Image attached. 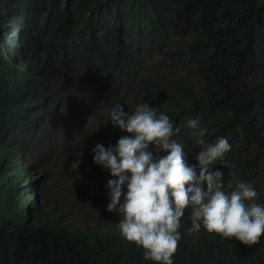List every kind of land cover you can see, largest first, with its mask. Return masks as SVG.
Segmentation results:
<instances>
[{"label":"trees","instance_id":"obj_1","mask_svg":"<svg viewBox=\"0 0 264 264\" xmlns=\"http://www.w3.org/2000/svg\"><path fill=\"white\" fill-rule=\"evenodd\" d=\"M141 103L179 128L190 166L189 119L207 143L226 137L213 165L223 190L249 183L264 204V0H0V264H158L120 235L113 177L92 151L130 135L113 106ZM85 113L103 128L74 135ZM58 139L85 147L88 172L73 161L51 176L43 154ZM190 213L174 264H264V236L247 246L189 232Z\"/></svg>","mask_w":264,"mask_h":264},{"label":"clouds","instance_id":"obj_2","mask_svg":"<svg viewBox=\"0 0 264 264\" xmlns=\"http://www.w3.org/2000/svg\"><path fill=\"white\" fill-rule=\"evenodd\" d=\"M109 120L130 135L121 136L108 148L96 144L93 160L113 177L107 181V210L121 217L117 225L120 235L142 247L145 260L174 264L181 219L188 208L189 232L203 228L247 246L260 242L264 204L257 202V191L241 181L226 193L223 173L213 169L231 149L226 137L207 143V130L198 120L189 119L187 125L200 146L194 157L197 163L190 166L183 146L173 138L179 128L149 104L141 103L131 113L116 104Z\"/></svg>","mask_w":264,"mask_h":264},{"label":"rangeland","instance_id":"obj_3","mask_svg":"<svg viewBox=\"0 0 264 264\" xmlns=\"http://www.w3.org/2000/svg\"><path fill=\"white\" fill-rule=\"evenodd\" d=\"M85 118L80 120H75L74 122H69V126L67 129L73 131L74 135H76L79 131L77 129L80 127V132H83L87 127H102L103 124L100 123L99 125H89L87 124L90 119V114L85 113ZM105 119V118H102ZM106 120V119H105ZM79 122H81L79 124ZM56 141V140H55ZM57 143H52L51 147H49L48 151L46 152V157L43 154L45 164L50 168L49 173L53 177H58L61 174V171L65 168V162H75L80 164V166L86 171H89L90 164H91V156L86 151L85 147L82 148L81 143L74 142V144H69L64 139H58ZM56 166V169H54ZM100 174L97 176V180H102V176L107 178L103 173L102 176ZM71 177V175L69 176ZM87 177L91 178V173Z\"/></svg>","mask_w":264,"mask_h":264}]
</instances>
